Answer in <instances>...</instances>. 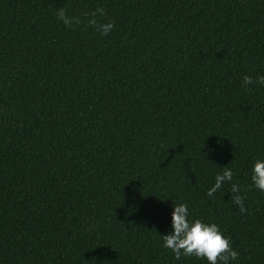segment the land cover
Listing matches in <instances>:
<instances>
[{
    "label": "trees",
    "instance_id": "obj_1",
    "mask_svg": "<svg viewBox=\"0 0 264 264\" xmlns=\"http://www.w3.org/2000/svg\"><path fill=\"white\" fill-rule=\"evenodd\" d=\"M261 75L264 0H0V264H207L176 203L264 264Z\"/></svg>",
    "mask_w": 264,
    "mask_h": 264
},
{
    "label": "clouds",
    "instance_id": "obj_2",
    "mask_svg": "<svg viewBox=\"0 0 264 264\" xmlns=\"http://www.w3.org/2000/svg\"><path fill=\"white\" fill-rule=\"evenodd\" d=\"M97 11H100L99 9ZM57 19L65 25L70 21L63 10L57 13ZM87 25L98 30L101 35H106L113 28L111 21L99 22L95 15H89ZM253 78L247 74L242 76V84H252ZM255 83L264 85V75L257 76ZM234 173L230 168H223L214 176V182L207 189L211 196L222 187V182L232 181ZM252 186L264 191V158L255 159L251 169ZM235 191V184L232 185ZM243 213L245 211L244 197L237 196L233 201ZM162 246L170 249L176 259L183 256L203 258L207 264H233L238 257V252L231 246L230 238L222 232L215 222H206L200 218H189L188 206L185 203H176L172 206L171 222L166 234L161 235Z\"/></svg>",
    "mask_w": 264,
    "mask_h": 264
}]
</instances>
